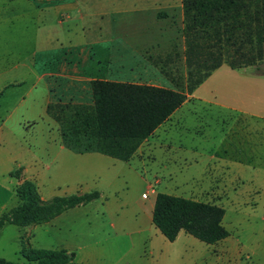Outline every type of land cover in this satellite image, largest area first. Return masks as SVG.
I'll list each match as a JSON object with an SVG mask.
<instances>
[{
    "label": "crops",
    "instance_id": "1",
    "mask_svg": "<svg viewBox=\"0 0 264 264\" xmlns=\"http://www.w3.org/2000/svg\"><path fill=\"white\" fill-rule=\"evenodd\" d=\"M31 27V32L26 34V30ZM185 49L183 0H64L44 6L34 0H0V95L9 87L18 85L9 81L10 71L18 75L23 69H37V80L25 95L27 98H36L38 94L41 101L38 106L45 109V113L42 112L43 116L56 123L57 121L47 112L51 97L48 77L54 75L61 79L76 81H90L102 77L69 78L65 74L41 75L36 65V58L38 59L40 55L48 53L54 57L60 56L62 52V55H68V58L70 56L76 66L80 63L83 66L84 62L88 69H102L104 66L103 68L113 69L115 72L116 69H130L131 73L138 74V69L175 68L172 59L180 57L185 62ZM70 58L66 61L68 65L72 62ZM104 79L116 80L115 77ZM129 81L165 86L139 79ZM188 96L165 123L142 141L129 160H120L100 152L76 153L64 145L61 133H58L57 138L52 141L46 136L44 146L35 145L29 148L31 162L14 161L11 158L3 175L15 177L10 173L18 168L23 169L24 176L21 180L17 177L15 184L25 179L34 180L44 200H48L42 193L43 183L46 180L54 182L58 188L62 186L73 188L59 196L70 195L72 192L87 193L93 190L92 186L99 189V186L95 185H99L106 174L110 175L109 187L112 188L119 185L121 175L125 182H128V178L140 169L141 174L144 173L148 180L157 183V189L153 188L154 190L152 184L149 185L155 198L147 208L138 210L132 202L129 211L123 208L117 209L115 205L113 208L103 207L101 210L83 211L86 215L99 214L101 218L98 220L97 228L104 236L94 242L89 241V237L86 236L88 233H85L87 242L80 246L88 249L89 252L98 250L97 260H93L96 262L80 260L78 252L74 251L76 248L72 245L73 239H69V235H64L56 244L43 245L39 242L38 234L43 233L50 238L58 236V233L66 227L63 223L65 218H68V214H82L79 212L81 208L90 206L105 196L101 188L96 190L100 193V198L97 200L68 209L49 222L35 225L31 241L37 245L33 244L35 245L33 247L74 252L76 264H116V259L118 260L116 228L133 227L140 235L144 234L145 228L154 230L153 210L157 194L177 195L170 190V182L174 183L175 179L178 182L184 181L186 179L184 170L188 167L198 172L199 177H203L212 169L227 171L228 175L232 171L242 185L247 177H251L254 184L258 185L262 182L264 123L258 120L260 117L247 112L246 115L239 114L236 117L212 113L209 116L208 129H167V123L171 120L180 123L176 116L185 105ZM194 96L195 99L203 101L200 96L196 94ZM25 99L22 97L20 102L24 103ZM8 120L9 118L6 122ZM232 183L225 179L220 184L226 187ZM0 184L6 191H10V186ZM193 184L203 185L202 181ZM228 192L232 193V196L235 193L236 199L243 196L240 188L235 191L228 189ZM144 193L142 199H149L150 194L144 198ZM55 195L57 194H53L54 197ZM232 196L224 197L222 201H231ZM237 201L232 208H230L231 204L225 202L215 203L225 209L223 224L230 232L227 238L214 244H207V250L220 251L218 256L220 260L214 256L216 264H241V252L251 249L254 254L257 253L255 243L249 246L241 245L239 238L235 243L230 240L234 229L242 226L248 228L252 223L255 225L257 222L255 219L258 210L249 209L243 201ZM127 204L125 203L124 206ZM230 213L234 218H238L233 219L232 225L228 222ZM244 216L248 218L254 216V221L247 223L249 220ZM106 221L110 223V229L114 230L113 236L104 232ZM183 233L185 232H181L178 238ZM258 239H260L259 235L256 237V243ZM152 254L154 250L151 251Z\"/></svg>",
    "mask_w": 264,
    "mask_h": 264
},
{
    "label": "rangeland",
    "instance_id": "2",
    "mask_svg": "<svg viewBox=\"0 0 264 264\" xmlns=\"http://www.w3.org/2000/svg\"><path fill=\"white\" fill-rule=\"evenodd\" d=\"M34 1L44 6L64 0ZM31 30L32 27L26 30V34ZM55 58L56 60H54ZM69 58L68 55H62V52L60 56L54 57L48 53L42 54L38 59L36 58V65L41 75L55 74L61 76V74H65L69 78L97 76L125 80L139 79L179 88H183L182 86H186L187 83V66L180 57L172 59L175 68L138 69V74L131 73L130 69H116L115 72L113 69L103 68L104 66L102 69H88L84 62L83 66L82 63L76 66L71 58L72 62L68 65L66 61H69ZM164 60L167 64L166 59ZM153 62H155V59ZM37 72V69H23L16 75L10 71L9 81L18 83V85L9 87L0 95V183H4V186H10L9 188H11L10 191H6L0 184V215L4 210L16 205L14 188L23 183L22 181L15 184L17 177L21 180L24 176L23 169H15L13 171L15 177H5L3 175L9 160L13 158L14 161L25 162L27 160V162H31L29 148L35 145L44 146L46 145V136L52 141L57 138L58 133H61L58 130L60 129L59 124L43 116L45 109L38 106V103L41 102L38 94L36 98H27L25 95L37 80ZM195 94L203 98V101L195 99ZM22 97L26 98L24 103L20 102ZM209 102L211 105H209ZM246 112L256 114L260 117L258 120L264 123V60L258 61L255 65L237 69H232L228 64L222 65L188 96V100L176 116L180 123L171 120L166 127L167 129H208L209 116L212 113L215 115L228 114L236 117L239 114L246 115ZM8 118L9 120L6 122ZM14 161L13 164H15ZM141 172V169L134 172L132 177L128 178V182H125L123 175H121L119 185L112 188L109 187L110 175H104L100 184L95 185L99 186V189L92 186L93 190L91 191L100 190L101 188L104 190L105 196L92 205L81 208L79 212L82 214H68V218H65L66 220L63 223L66 227L58 233V236L50 238L43 233H39V242H42L40 244L53 245L62 240L64 235H69V239H73L72 245L76 248L74 251L78 252L79 259L96 262L93 260H97L98 250L89 252L88 249L80 246L87 242L85 233H88L89 236H86L89 237V241L93 240L94 242L104 236L97 228L98 220L101 218L99 214L86 215L83 214V211L101 210L103 207L113 208L114 205L117 209L123 208L129 211L132 208V202L138 210L147 208L154 202L155 198V194L151 192L149 185L152 184L157 189V183L154 180H148ZM184 173L186 176L184 181L178 182L175 179L174 183L170 182V190L173 194L184 195L211 204L225 202L231 204L230 208L238 202L237 200H240L249 209L258 210L255 219L257 220L256 224L253 225L252 223L254 216L249 218L244 216L246 220H249L247 223L252 224L248 228L242 226L234 229L230 240L235 243L239 238L241 245L253 246L254 243L257 245L256 254L251 249L240 253L241 264H264V180L257 185L254 184L251 177H247L242 185L232 171L228 175L227 171L210 169L203 176L205 178L199 177V173L192 171L189 167L184 170ZM4 178L5 181H3ZM225 179L232 181V185L222 187L220 183ZM201 181L203 183L201 186L193 184ZM43 184L42 193L48 200L54 197L53 194L59 196L67 190H73L72 187H70L71 189L64 186L58 188L54 185V182L48 180ZM238 188L242 190L243 196L236 199L235 193L232 196L228 189H234L235 191ZM143 192L150 194V198L143 200ZM71 194L75 193L72 192ZM229 195L232 196L231 201H222V198H228ZM124 202L128 204L124 206ZM122 203L123 205H120ZM233 219L238 218H234L233 214L230 213L228 217L230 225L234 224ZM35 225L37 224L17 226L8 223L2 227L0 229V257L14 262H27L26 255L31 254L33 249H37L33 247L35 246L33 244L36 243L31 241ZM105 225L104 232L113 236L115 233L113 229H110V223L106 221ZM258 235L260 239L256 243ZM207 247L205 242L186 233H183L175 242H171L155 226L154 230L145 228L142 235L136 233L133 227L116 228V255L118 256L116 264H216L214 263V256L217 257V260H220L218 258L220 251L207 250ZM121 250H124V252H121ZM152 250H154V254L151 255Z\"/></svg>",
    "mask_w": 264,
    "mask_h": 264
},
{
    "label": "trees",
    "instance_id": "3",
    "mask_svg": "<svg viewBox=\"0 0 264 264\" xmlns=\"http://www.w3.org/2000/svg\"><path fill=\"white\" fill-rule=\"evenodd\" d=\"M183 7L188 70L183 88L117 79L48 77L47 112L60 125L66 147L76 153L100 152L129 160L142 141L215 70L224 64L237 69L264 60V0H183ZM14 195L16 205L2 212L0 229L8 223L49 222L68 209L100 198L98 191H91L44 200L32 179L17 185ZM224 216L225 209L217 204L158 193L153 224L169 241L185 232L214 244L230 235ZM75 256L65 249H33L26 255L27 262L0 257V264H76Z\"/></svg>",
    "mask_w": 264,
    "mask_h": 264
},
{
    "label": "built area",
    "instance_id": "4",
    "mask_svg": "<svg viewBox=\"0 0 264 264\" xmlns=\"http://www.w3.org/2000/svg\"><path fill=\"white\" fill-rule=\"evenodd\" d=\"M153 188H154V187H152V190H154ZM143 197H144V198H147V197H148V193H144V194H143Z\"/></svg>",
    "mask_w": 264,
    "mask_h": 264
}]
</instances>
